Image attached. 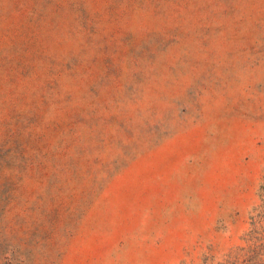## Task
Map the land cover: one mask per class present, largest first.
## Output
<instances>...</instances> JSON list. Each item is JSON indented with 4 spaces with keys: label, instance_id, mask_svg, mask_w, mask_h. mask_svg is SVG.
<instances>
[{
    "label": "rangeland",
    "instance_id": "obj_1",
    "mask_svg": "<svg viewBox=\"0 0 264 264\" xmlns=\"http://www.w3.org/2000/svg\"><path fill=\"white\" fill-rule=\"evenodd\" d=\"M263 186L264 0H0V264H264Z\"/></svg>",
    "mask_w": 264,
    "mask_h": 264
},
{
    "label": "trees",
    "instance_id": "obj_2",
    "mask_svg": "<svg viewBox=\"0 0 264 264\" xmlns=\"http://www.w3.org/2000/svg\"><path fill=\"white\" fill-rule=\"evenodd\" d=\"M261 196H262V198H263V205H262V206H263V208H264V186L261 188ZM261 227H264V225H263V226H260V228H261ZM261 230H262V229H261ZM262 231H263V230H262ZM249 235H250V233H249ZM260 246H261V248L264 247V246L261 245V244H260ZM250 251L252 252V250H250ZM256 255H257V253H255V254L253 255V257L256 256Z\"/></svg>",
    "mask_w": 264,
    "mask_h": 264
}]
</instances>
